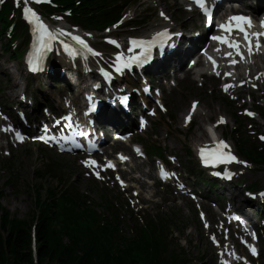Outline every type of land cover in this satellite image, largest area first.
<instances>
[{
	"label": "trees",
	"instance_id": "1",
	"mask_svg": "<svg viewBox=\"0 0 264 264\" xmlns=\"http://www.w3.org/2000/svg\"><path fill=\"white\" fill-rule=\"evenodd\" d=\"M60 1L70 7L76 6V0ZM102 2L80 0L77 8L85 12L91 7L102 15ZM87 21L97 24L98 15ZM242 148L247 154L264 160V152ZM43 177L52 175L47 173ZM58 182L61 187L40 185L35 210L27 219L12 217L1 203L3 195L0 192V264H175L178 261L167 253L168 243L162 230L174 223L171 215L148 221V227L140 228L138 233L119 234L118 217L110 222L107 219V224L101 225L96 203L88 204L87 195L77 191L71 193L60 179ZM102 202L110 207L106 199ZM37 216L35 252L32 223Z\"/></svg>",
	"mask_w": 264,
	"mask_h": 264
},
{
	"label": "rangeland",
	"instance_id": "2",
	"mask_svg": "<svg viewBox=\"0 0 264 264\" xmlns=\"http://www.w3.org/2000/svg\"><path fill=\"white\" fill-rule=\"evenodd\" d=\"M167 4L170 7V12L177 15V9L169 5V2H167V0H162L163 6ZM148 5L149 4L146 3L145 0H142V6L140 8H134L136 9L137 14H139L140 12L141 15L143 13H147L149 19H146V24L153 25L156 23L158 18L156 11H154L153 8H149ZM190 18L191 17L188 16V14L181 16L179 24L183 25V23H185L184 26H190L192 23H195L197 25V23ZM137 30L139 33L144 32L145 27H140ZM4 43L5 38H0V86H2L3 88V93H6L3 98L9 99L13 98V95L10 96L8 93H15L16 95L17 91L19 90L16 86H12V81L13 79H15L16 81V77L19 73L16 70V66L18 67L20 65V62L17 60L12 62V58L9 57L8 54L2 53L4 49ZM42 81V85L39 83V81H31V93L33 94V96L40 97L41 100L47 101L51 100V97L58 95L61 84L55 85L46 77H42ZM165 95L170 111L167 115H162L165 116V120L164 118L160 119L164 121L162 127L165 128L168 136L163 138L165 135L162 133L163 129L161 128L159 131L158 140L166 144L170 151L178 153V155L182 159L181 163L184 167L185 175L189 174L185 171H189V169H192L191 174L193 176H196L197 166L195 165V158L193 155H191V159L188 158L187 148H192L195 146L197 138L194 136V133H199L198 128L199 123L201 122L202 112L200 111V114L192 128L184 129L181 127L183 113L186 112L190 100L196 97L201 98L203 107H205L206 111L208 110V107L209 109H213L212 113L209 112V121H214L216 115L219 112H225L230 116L231 120L234 121L232 112L237 110V106L236 104L225 102L224 100L226 99V97L221 94L217 90V87H215L211 82L206 83L204 88H200L191 75L183 80L177 88H173L172 91H166ZM15 98H17V96H15ZM180 98L182 99V101ZM179 101L182 102V105ZM204 120L205 121L203 127L204 130H206V126L208 123H206V118ZM204 137H207V134ZM7 159L8 158L4 157L3 153L0 151V190L3 189L4 191L2 204L10 210L12 217L27 219L32 216L35 207L33 200V188L39 186L41 183H43L45 186H52L54 183L53 180H44L38 173V171H43L44 169L48 168L49 165H47V159L37 148L21 147L18 149H14L12 152V156L10 157L11 164L14 166L13 171L3 169L2 166ZM65 160L66 163L64 164L66 166L69 165L70 167L68 176H73L74 178H76V182L79 187L82 190L88 192L92 198L96 199V201H100V195L105 193L112 199H116L122 202L125 194L120 188H118L117 186H113L112 184H110L109 186L106 184H98L86 178L85 175L80 171L78 165L73 160ZM57 161L61 162L62 159H57ZM145 168L148 169L147 165L145 166ZM258 171L261 172L258 173ZM251 172L252 176L248 177L247 183L250 184L254 182V180L257 178L256 176L258 175L261 179V185L264 187V167L255 165L254 169H252ZM151 173L152 175H154L153 170L151 171ZM14 175L16 176L15 183L11 186H6L5 182ZM135 175L141 176L140 182L134 183V185H136L137 189L140 191L141 197H144V195L152 196L153 200L162 198L166 200L165 204L167 206H175L174 194L167 192L162 188L156 187L152 184L151 180H149L150 183H147L146 180H148V178L146 175L137 173ZM217 192L219 193V195H227L228 193H230V191L226 190L225 188L222 191L217 190ZM182 204H185V202H183ZM249 209H251V211H254V209L250 207ZM176 210L181 220L188 226L185 236L190 235V237L193 238V242L190 243L189 240L187 241L184 239L182 244L179 242L180 245L186 249L189 256L193 259V264L199 263L200 261V258L198 256V247L194 246L195 242L200 244L203 243V249H206L205 255L207 257V260L205 263L214 264L210 258L212 252L207 250L208 248L206 246V239L201 233V228L196 215H194L191 210L189 211L188 207L186 208L185 206H183L182 208L178 206ZM186 239H188V236Z\"/></svg>",
	"mask_w": 264,
	"mask_h": 264
},
{
	"label": "snow or ice",
	"instance_id": "3",
	"mask_svg": "<svg viewBox=\"0 0 264 264\" xmlns=\"http://www.w3.org/2000/svg\"><path fill=\"white\" fill-rule=\"evenodd\" d=\"M36 2L39 3L41 2V0H36ZM23 3L25 5L23 8L24 16L33 25L32 31H33V35L35 38V43H36L38 52L51 50L52 41L56 40L58 38V35L70 36L72 40L77 42L83 48L87 49L88 51H93V49L90 48L86 40H84L79 35H73L71 32H66L63 28H59L56 30H50V26L41 19V17L37 14V12L27 6L28 0H23ZM195 3L202 10L204 16L209 21H211L213 12H212V8L206 6V0H195ZM161 15L164 16L165 14L162 12ZM244 25H247L250 27L251 19L249 17L240 16V15L229 16L227 19V22L221 23L218 25V27L224 32V35H215L212 37V39L218 42L219 44H222L226 46L228 49H230V51L225 53L226 57H232L233 51L240 58H243L244 56V53L241 50V42L232 35L234 29H238L240 32L244 34V41L247 42V46H248L247 51L249 55L252 54L253 48L258 50L261 47L259 38L261 36H264V33H259V32L249 33L246 31V28L244 27ZM167 36H168V30L165 28L163 31L156 32L155 35L150 40L137 41L133 39L132 44L134 46L142 47L145 53H149L153 45H155L158 41L162 42L163 39ZM254 38H255V43H254ZM111 42L114 44L116 43L115 40H112ZM61 43L63 44L66 51H74V49H72L69 44L63 41H61ZM217 50L219 51V49ZM122 58H123L122 55L117 57L118 60H121ZM144 59H147V55H145ZM209 59L212 61L213 68H215L217 66V62L212 57H209ZM29 63L30 65L32 64L31 59L29 60ZM230 63L235 64L236 60L233 59L230 61ZM33 70H36V69L33 68ZM225 74L231 75V73H225ZM216 75L219 76L220 73L216 72ZM223 87L225 91H228L229 87L231 86L228 84H224ZM196 104L197 102H193V105H192L193 111L196 108ZM248 114L254 115L251 112H249ZM191 118H192V112H190L188 117H186V122L191 120ZM224 119H225L224 117H220L219 122H223ZM17 138L23 139V137L19 133H17ZM40 139H44V137H40ZM260 139L264 140V135H262ZM227 148H229V145L224 140H219L216 146L212 148L211 150H206L205 147H202L200 149V156H201L203 163L208 165V164H217V163L236 162V163H240V164H244L245 166H248L247 161L239 160L238 157L232 154L230 151L228 152L223 151L224 149H227ZM137 152H139V149H137ZM120 159L123 161V160H126L127 157L120 154ZM83 163L87 167H92L94 165L98 166V162L95 160H85ZM105 167L114 168L115 165L109 161L107 165H105ZM220 174L221 173H216V175H220ZM96 175L99 177L100 176L99 172H97ZM174 175L175 173H168V172L163 171V169L161 170L162 178H167L169 176H174ZM228 178H231V177L229 176ZM117 179L120 180V177L117 176ZM120 183H121V186L123 187L124 182L120 180ZM181 187L183 186L181 185ZM237 219L239 218L237 217ZM205 226L207 227L208 225L206 224ZM213 239H215V237H213ZM251 251L253 252V254L256 253V249L254 247L251 248Z\"/></svg>",
	"mask_w": 264,
	"mask_h": 264
},
{
	"label": "bare ground",
	"instance_id": "4",
	"mask_svg": "<svg viewBox=\"0 0 264 264\" xmlns=\"http://www.w3.org/2000/svg\"><path fill=\"white\" fill-rule=\"evenodd\" d=\"M251 1V3L252 4H257L256 2H253V0H247V1H245V2H250ZM252 9H255V5H253L252 6ZM262 12H264V11H262ZM167 25V23H162V26H166ZM202 39H198V41H201ZM189 52H191V51H189ZM193 69H195V72L197 73L199 70H200V68L196 65L195 67H193ZM69 80H71V79H69ZM18 85V83H16V81H15V79H13V81H12V86H17ZM181 99V98H180ZM181 101H182V99H181ZM181 101H179V102H181ZM206 103H208V102H206ZM181 105H182V102H181ZM190 108V107H189ZM189 108H188V111H189ZM210 110V113H212L213 112V109H209ZM187 111V112H188ZM186 114V113H185ZM185 114H184V116H185ZM202 114L203 115H205V116H202ZM201 114V122L199 123V128H198V131H199V133H197V132H195L194 133V136L197 138L196 140L197 141H199V140H201L202 138H203V136H205L206 134H208V132L206 131V130H204V127H203V125H204V119L207 117V116H209V113H202ZM183 119H184V117H183ZM197 133V134H196ZM199 145V144H198Z\"/></svg>",
	"mask_w": 264,
	"mask_h": 264
}]
</instances>
